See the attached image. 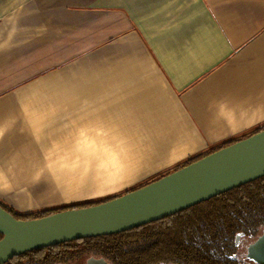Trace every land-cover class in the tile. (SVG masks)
<instances>
[{
  "label": "crops",
  "instance_id": "0c3cea01",
  "mask_svg": "<svg viewBox=\"0 0 264 264\" xmlns=\"http://www.w3.org/2000/svg\"><path fill=\"white\" fill-rule=\"evenodd\" d=\"M63 108L99 137L162 140L165 155L199 153L189 138L251 108L264 121V0H0L4 202H35L28 159Z\"/></svg>",
  "mask_w": 264,
  "mask_h": 264
},
{
  "label": "water",
  "instance_id": "95a60500",
  "mask_svg": "<svg viewBox=\"0 0 264 264\" xmlns=\"http://www.w3.org/2000/svg\"><path fill=\"white\" fill-rule=\"evenodd\" d=\"M262 176L264 129L106 201L27 219L0 205V264L38 248L164 219ZM249 257L264 264V232L251 244Z\"/></svg>",
  "mask_w": 264,
  "mask_h": 264
},
{
  "label": "trees",
  "instance_id": "16d2710c",
  "mask_svg": "<svg viewBox=\"0 0 264 264\" xmlns=\"http://www.w3.org/2000/svg\"><path fill=\"white\" fill-rule=\"evenodd\" d=\"M262 129L264 125L255 128L251 134ZM247 136L249 134L239 139L223 141L207 151L190 155L176 169ZM168 173L170 172L163 175ZM152 181L144 182L136 188ZM102 201L28 214L20 213L13 205L1 199L0 205L17 218L27 219ZM262 225H264V176L164 219L119 233L81 238L38 248L15 256L4 264L53 263L62 260L67 254L77 257L91 251L104 253L115 264H231L227 252L231 249L235 234L242 230H254ZM2 236L0 232V238Z\"/></svg>",
  "mask_w": 264,
  "mask_h": 264
},
{
  "label": "rangeland",
  "instance_id": "374dc122",
  "mask_svg": "<svg viewBox=\"0 0 264 264\" xmlns=\"http://www.w3.org/2000/svg\"><path fill=\"white\" fill-rule=\"evenodd\" d=\"M45 94L46 91H44ZM49 108L38 107V114L41 110V115L47 116L48 112L46 110H50ZM255 109L251 108L252 118L245 122L233 123L226 119L224 121L225 125L221 124L219 129H217V125L221 122L213 125L209 124L207 130L203 129L204 134L198 133L194 139L189 138L187 140L188 143L192 142L195 145V147L191 146L188 149H196L197 151L199 148L207 147L202 150L207 151L218 146L223 141L239 139L248 134L251 135L255 128L264 125V121L254 118V116H258L256 112H253ZM258 111L259 114H262L264 113V108H258ZM54 118L55 122H57V119L60 121L56 124L64 123L65 128H71V131L67 132L72 133L74 131L75 134L83 137L70 138L76 142L73 145H64L60 140L65 139L63 137L67 133H62L56 137L51 136L53 138L47 136L44 141L45 147L39 148L38 154L34 155L33 159H28L29 161L35 160L33 163L28 162V166L38 168L35 171L36 184L30 188L33 191L30 198L35 200V202L9 203L22 214L105 200L175 170L185 162L188 156L192 155L162 154L165 157L156 159L154 163L147 162L148 164H143L142 169L138 170L136 166L127 165V156L130 154H119L122 150L125 151V148L129 147L124 140L119 138H99L97 137L99 133L93 132V130L90 131L93 133H88L85 136L87 128L80 124H75L74 121L68 122L67 115L61 114L58 117L54 116ZM46 120L50 123L52 119L48 117ZM45 126H49V124H43V127ZM91 128L93 129L94 127L92 126ZM218 131L222 132L217 133ZM45 135H48L47 131H45ZM40 139H38V145L42 144ZM101 139H104L105 143H99L98 140ZM177 141L178 139L171 140V145L176 144ZM89 145H91L90 148ZM109 145H111L110 149L106 151ZM166 149L169 148L166 147ZM160 151L164 152L162 149H157V153H160ZM196 151L194 150V153ZM74 152H80L77 153L78 155L76 154L77 158H74V155H70L72 153L75 154ZM84 152L89 155H84ZM122 155L125 160L118 164H102V161L118 160Z\"/></svg>",
  "mask_w": 264,
  "mask_h": 264
},
{
  "label": "bare ground",
  "instance_id": "6f19581e",
  "mask_svg": "<svg viewBox=\"0 0 264 264\" xmlns=\"http://www.w3.org/2000/svg\"><path fill=\"white\" fill-rule=\"evenodd\" d=\"M87 108H80L81 114H76L77 117H81L82 120H84L85 122H88L89 119V114L88 112H86ZM91 115V111L90 109H88ZM62 115H66V109H62L61 111ZM83 121V122H84ZM65 124L61 123V124H49V126L47 128H43V138L41 139L42 144L38 145V149L39 148H44L45 147V143L44 141L46 140L45 137V131H47L48 135L50 136H59L62 133H66L69 129L65 128ZM92 129H87L88 133L91 131ZM69 133V132H68ZM87 136V135H85ZM53 137H49V138H53ZM99 137V136H97ZM65 139L60 140L62 142V144L64 145H73V143H75L76 141H74V139H70L73 137H69L67 135H64ZM99 138H103V137H99ZM120 140H124L129 147L125 148V151H121L119 154H130L127 156V165L128 166H136V168L138 167V170L142 169V165H146L148 164L147 162H153L158 159V158H163L165 156H163L161 153H157V149L158 147H160L164 143L162 140H130V139H120ZM136 141L138 142L136 144ZM99 143H105L104 139L98 140ZM91 145H89L90 148ZM109 145L106 149V151H108L110 149ZM68 153V152H66ZM75 154H70L71 156L74 155V158H77L76 154L80 153V152H74ZM104 153V152H102ZM106 153V152H105ZM78 155V154H77ZM84 155H89L86 152H84ZM123 160H125V157L122 155L118 158V160H106V161H102V164H118L119 162H122Z\"/></svg>",
  "mask_w": 264,
  "mask_h": 264
},
{
  "label": "flooded vegetation",
  "instance_id": "af4514ba",
  "mask_svg": "<svg viewBox=\"0 0 264 264\" xmlns=\"http://www.w3.org/2000/svg\"><path fill=\"white\" fill-rule=\"evenodd\" d=\"M264 232V225L259 226L254 230H242L234 236L233 244L229 250V262L231 264H259L257 261L249 257V248L258 237ZM106 262L115 264L107 255L101 252L91 251L74 257L73 254H67L62 260L53 263L43 264H95L96 262ZM37 264H42L37 262ZM174 264V263H169Z\"/></svg>",
  "mask_w": 264,
  "mask_h": 264
}]
</instances>
